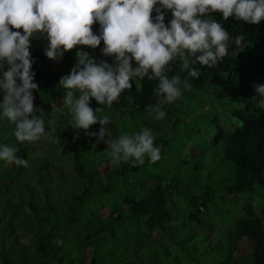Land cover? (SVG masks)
<instances>
[{
    "label": "trees",
    "instance_id": "trees-1",
    "mask_svg": "<svg viewBox=\"0 0 264 264\" xmlns=\"http://www.w3.org/2000/svg\"><path fill=\"white\" fill-rule=\"evenodd\" d=\"M150 15L155 16V11ZM209 15L229 32L227 53L212 68L199 62L192 65L200 70V76L188 77L190 88L182 90L180 99L163 106V119H153L145 107L155 103V78L136 83L130 79L132 87L123 90L110 107L90 97V106L101 108L98 115L109 117V124L103 125L106 139L131 135L145 127L152 130L160 159L150 162L145 157V163L136 166L113 163L107 145L86 134L97 132L102 127L99 122L88 130L75 129L69 124L71 114L60 110L65 90L59 80L77 63L78 45L63 53L62 67L55 73L44 54L46 34L31 38L30 56L38 84L33 103L43 110L46 131L48 119L55 121L58 137L47 134L20 144L13 135L14 125L6 118L0 120V145L17 147L16 155L27 161V167L0 161V264H98L95 253L116 245L112 244L117 235L114 224L124 216L136 222L144 219L157 236L179 250L185 264H264V215L256 212L262 203L247 200L243 216L234 222L233 230L229 225L226 231L232 244L225 250L216 231L213 239L208 233L201 234L208 226L204 212L215 197L209 187L215 176V186L228 193L227 197L245 195L264 202V111L258 107L260 96L254 87L264 83V19L250 24L231 16L223 20L218 11ZM171 18L167 11L165 24ZM91 28L99 34L98 23ZM236 37H241L239 43ZM79 49L89 53L86 59L114 62L113 57L102 55L99 47ZM173 74L182 79L187 76L179 58L171 62L168 75ZM228 119H233L235 126H227ZM208 124L217 130L210 128L208 134L214 136L210 141L220 147L211 164L205 151L195 146L202 135L201 126ZM185 139L193 143L186 154ZM186 156L190 159L185 160ZM63 165L69 166L70 176ZM169 203L183 209L171 212ZM105 207L110 212L107 217L101 213ZM6 217L16 228L9 234L1 224ZM21 229L29 237L27 243L17 231ZM239 239L250 242V256L243 263L237 255ZM15 245L28 252V260L25 255L15 258L11 254ZM126 245L140 249L134 235H129ZM86 255L92 257L90 261ZM127 260L134 262L132 254Z\"/></svg>",
    "mask_w": 264,
    "mask_h": 264
},
{
    "label": "clouds",
    "instance_id": "clouds-1",
    "mask_svg": "<svg viewBox=\"0 0 264 264\" xmlns=\"http://www.w3.org/2000/svg\"><path fill=\"white\" fill-rule=\"evenodd\" d=\"M153 10L155 16L150 15ZM167 11L172 18L165 24ZM215 11L223 20L231 16L259 24L264 19V0H0V120L6 118L14 125L13 135L20 144L38 141L46 134L43 110L33 103L38 84L30 56L31 38L46 34L44 54L52 60L60 59L75 45L95 49L103 41L100 52L113 57L114 62L86 59L89 53L78 48L77 63L59 80L65 90L60 110L71 114L69 124L75 129L88 130L99 122L102 127L97 132L86 134L107 145L113 163L136 166L143 165L145 157L150 162L159 160L160 148L154 146L155 137L147 127L105 139L103 125L109 124V117L98 115L101 108L93 109L90 97L110 107L123 90L132 87L130 79L136 83L155 78V103L145 107L153 119H163V106L177 101L182 90L190 88L188 77L200 76V70L192 65L199 62L212 68L227 53L229 32L209 15ZM94 22L100 26L99 34L91 28ZM240 39L236 37V43ZM177 58L187 70L183 79L168 75ZM254 87L260 96L258 107L264 111V83ZM37 112L40 115L34 114ZM47 125L55 130L53 119H48ZM77 136L75 133L74 139ZM17 151L15 146L0 145V161L27 167Z\"/></svg>",
    "mask_w": 264,
    "mask_h": 264
},
{
    "label": "rangeland",
    "instance_id": "rangeland-1",
    "mask_svg": "<svg viewBox=\"0 0 264 264\" xmlns=\"http://www.w3.org/2000/svg\"><path fill=\"white\" fill-rule=\"evenodd\" d=\"M97 47L102 48L103 45L100 43ZM241 46L238 44L239 49ZM78 48L87 49V45H78ZM247 48V46H246ZM245 49H240L242 51H246ZM95 55L99 56L98 52H95ZM47 60L51 63L53 70L55 73H58L62 67L61 60H52L46 56ZM63 95L60 100L62 101ZM195 104H198L195 102ZM208 122V120H205ZM225 124L229 127L235 126L233 119H228L225 121ZM210 128H214L216 132L215 125L208 124L207 126H201L202 135L200 138L196 139L195 146L198 149H203L205 151L204 157L207 159L209 164L214 163L217 159V155L220 153V147L210 141ZM213 131V132H214ZM47 134L54 135L58 137V132L48 129L46 131ZM43 136V137H44ZM187 136V135H186ZM214 137V136H211ZM106 139V138H105ZM97 141V140H96ZM186 141V139H185ZM102 145L103 141H97ZM193 146L191 141L185 142V154L186 152ZM190 156H186L185 160H189ZM67 163L70 164V158L66 159ZM4 166V165H3ZM63 168L67 171L68 175L71 174L67 169H69L68 165H63ZM216 177V176H215ZM215 177L213 178V182L209 187L214 190L215 197L212 200V204H210L207 211L204 212V216L207 218L206 231L201 234L208 233L210 238L213 239L216 233H218L219 240L221 242V246L224 250L228 247V244H232L231 235L227 234L226 231L230 227L233 230L234 222L243 216V206L247 204V200L253 202V204L262 203L257 205L256 212L262 216L264 215V202L259 200L257 197L253 199H248L245 195H238L237 197L230 195L227 197L228 193L223 192L221 189L217 188L214 184ZM169 208L172 210L171 212H178L180 209H183L182 205H174L169 203ZM178 210V211H176ZM103 216L107 217L109 215V209L107 207L101 210ZM7 217L4 219L1 224L5 226L4 232L5 234L11 233L15 228L13 225L8 223ZM114 229L116 231V239L112 242V244H116L113 246H107L103 248V251H97L95 253V258L98 264H185V257L182 256L179 250L175 248L172 243H168L166 239H163L156 235V230H152L144 219H140L136 222L132 218H126L124 216L123 220L114 224ZM16 231V228H15ZM19 234L22 235V242H28L29 237L24 236L23 230H17ZM216 231V233H215ZM129 235H134L136 240L140 242V249H132L130 246L126 245L127 238ZM159 239L160 241L156 240ZM237 245V255L240 258L241 263L246 262L250 256V242L244 239H239L236 241ZM132 250L134 252H132ZM178 251V252H177ZM11 254L15 256L25 255L26 260L29 259V254L22 247L14 246L10 250ZM132 254L133 261H128L127 256ZM87 260H91V256L86 255ZM203 260V258H200ZM208 262V261H207Z\"/></svg>",
    "mask_w": 264,
    "mask_h": 264
}]
</instances>
